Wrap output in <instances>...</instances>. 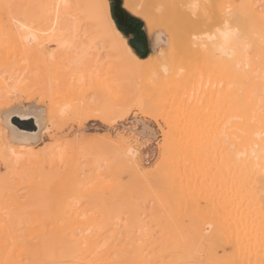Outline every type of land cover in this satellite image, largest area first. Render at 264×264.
<instances>
[{
    "label": "bare ground",
    "instance_id": "obj_1",
    "mask_svg": "<svg viewBox=\"0 0 264 264\" xmlns=\"http://www.w3.org/2000/svg\"><path fill=\"white\" fill-rule=\"evenodd\" d=\"M155 1L124 0L123 8L142 18L148 33L160 28L166 34L169 51L165 57L171 73L163 87L171 93L173 89L188 85L195 94L193 99L199 104L203 101L196 96L208 94L211 95L208 107L215 105L213 107L221 110L220 120H216L219 118L216 115L215 120L206 116L207 119L202 121L199 118L190 120L195 124L188 125L187 122L186 126L175 124L174 120L169 129H173L170 135L174 134L171 147L165 152L173 159L174 166L161 180L165 184V193L154 205L159 215L152 218L153 213H150V222H154L159 233L154 232L137 213L136 198L127 197L131 192L103 188L101 174L95 173L93 166L87 168L85 178L81 179V176L79 179L78 165L64 160V152L55 153L53 144L48 146L46 156L45 151L41 156L40 152L32 150L16 152L6 132L0 130L3 132L0 134V264H264V9L259 11L256 6L252 7L249 0L232 9L222 0H206L200 4V0H196L197 3L178 0L164 9L160 7L163 9L160 10ZM81 6L84 9L81 10ZM3 15L6 18L0 17V68L5 67L3 59L12 50L24 58L33 55L32 58L38 61L45 56L46 59L58 58L56 64L60 66L51 67L54 73L51 74L52 83L72 96L70 101L66 98L68 102L59 108L56 103V110H53L54 103L48 102L46 117L39 118V127L40 124L45 127L44 132H39L41 140L53 125L56 124L55 129L58 124L61 127V122L65 126V120L70 119L77 127L89 119L112 123L120 117L117 114L121 108L122 111L125 109L127 100L131 105L132 96L129 99L123 96L127 99L123 102L113 96L123 82L122 75L116 73L115 63L104 66L103 63L95 64L96 60L81 70L78 58L73 56L78 47L83 46L82 42L74 41L80 24L70 21L90 19L93 25L90 24L89 29L102 31L99 34L101 49L114 47L112 49L123 50L134 69L149 72L154 65L151 59L139 64V58L116 28L107 0H81V3L24 0L22 8L14 12L4 10ZM115 18L120 25L123 14L119 9ZM40 19L47 26L33 30L30 24ZM198 23L205 26L204 31L201 30L202 36L197 33L200 30L196 32L203 38H197L192 32ZM49 44H55L57 51L49 50ZM86 47L89 49L88 45ZM105 56L109 58L110 53L106 52ZM186 56L196 57L194 59H198L202 67L205 60L221 65L225 69V73L222 71L224 80L218 76L215 79L219 82L213 80L208 90L205 86L210 83L211 73L207 78L202 74L206 73L205 70L209 72L210 66L201 67L202 72L197 63L196 69L202 72H197V77L201 75L205 80L209 79V83L202 82L205 80L201 76L199 79L194 77V68H190L192 64L189 63L194 59L190 62L188 59L193 57H188L187 62ZM219 70L214 71L218 73ZM212 75L215 77L216 74ZM1 76L0 88L4 91L0 93V110L8 112L24 94L20 89L23 77L16 82L14 79L15 83L8 88ZM41 87L49 93L46 86ZM164 92L165 99L169 93L166 89ZM141 95L136 96V102L141 101ZM208 95L202 100L207 101ZM133 100L135 102V96ZM211 101L215 103L212 106ZM203 103L207 102L204 100ZM188 116L190 118V113ZM8 117H4L6 122ZM10 129L17 133L15 127L10 126ZM18 135V139L28 141L27 135ZM58 141L55 140L54 144ZM3 150H8L5 157ZM123 157L132 160L134 151L127 148ZM44 163L48 170L44 169ZM211 171L219 172L218 180L211 178L215 174ZM88 182L93 184L87 186Z\"/></svg>",
    "mask_w": 264,
    "mask_h": 264
},
{
    "label": "rangeland",
    "instance_id": "obj_2",
    "mask_svg": "<svg viewBox=\"0 0 264 264\" xmlns=\"http://www.w3.org/2000/svg\"><path fill=\"white\" fill-rule=\"evenodd\" d=\"M71 1L72 2L73 1L74 2L80 1V3H81V0H71ZM163 1L164 0H161V2L159 0L155 1L156 6H158V8L160 10L162 8L164 9L167 5H169L171 3H177L178 0H174V1L173 0H165L164 1L165 4ZM179 1L183 3V0L182 1L179 0ZM187 1H189V0H187ZM245 1L246 0H222V2L225 5H227L230 9L239 6L240 4H242ZM107 2H108L109 14H110L112 20L114 21L116 28H118V30L122 33L123 37L126 40V43L130 47L132 52L139 58V60H140L139 64L145 63V61L147 62L150 59L154 61V65L149 71L150 73L147 71V69L145 71L141 70L140 68L134 69L131 59L127 57L126 53L123 50H120L118 48L112 49L114 47H112L111 49L110 48L109 49H105V48L101 49L102 38L100 39L99 34H101L102 31L100 30L98 32H95L93 29L90 30L89 25L91 24V26H92L93 22L88 18H82V19H80V21H78V20L70 21V22H75L74 24L79 22L80 30L77 29V30H79V32L78 31L75 32V36L76 35L77 36L75 37L74 41L76 43L82 42L81 44L83 45V46L78 47V49L75 51L76 54L75 55L73 54V56L78 58V63L81 66V70L83 68L89 66L91 63H93L96 60H97V62L96 63L94 62L95 64L103 63L104 66H110L111 62L115 63L116 64V69H115L116 73L119 74L120 77L122 75V78H120V79H123V80H121L123 82H120V84L117 86V89L118 88L119 89L118 90L115 89L116 91L113 92V94H114L113 96L120 98V100H122V102L129 99L130 96H132V98L134 99V96H135V102L131 98L130 99L131 105H129V103H127V102H129V100H127L126 105L123 104V105H125V109L122 111V108H121V110L119 111L120 113L117 114L120 117L114 115L118 118H115L114 121L112 120L113 121V122L111 121L112 123H110L109 121H99V120H95V119H89L81 127H77V125L75 123H72V121L69 119L71 122L69 120H65V121H68L67 124L65 121H63L64 122L63 124H65V126L62 125V122H61L60 123L61 127L58 126L59 125L58 124L57 129H55L56 124H55V127L53 125V127H51V129L47 130L49 133H46L43 136V139L41 140L39 137L40 136L39 132L40 131L44 132L45 127L43 124L42 125L40 124L41 127H39V118L46 117L47 112H48V107H47L48 102L49 101L53 102L54 106L57 103V107L59 108V106L61 104L70 101L72 99V96L66 94L64 89L58 88L54 83H52L54 81V80H52L53 77L51 78V76H52L51 74H54L52 71L57 66H60L59 64H56L58 58H54V59L47 58L46 59V56H45V58L42 57L43 60L39 59V61H38L35 58H32L33 55H31V58H30V55H29V57L24 58L23 55L19 56L20 55L19 52H15L14 50H12L15 53H12V51H10L11 53L9 52L10 54L5 56L7 58L4 57L6 60L3 59V61L5 63V67L0 68V76L4 73L1 77H2V80L5 82V84L7 83L6 86L8 88L11 87L13 85V83L16 82V80L21 79L23 77V81L21 82L20 89H21L22 93H24V94H21L19 96L18 99L20 102H18L16 105H14V107L11 110H9L8 112H3L2 110H0V128H1L0 130L3 132H6V137L12 145V149H14L16 152H27V151L32 150L33 152H40L41 154L39 153V155L41 156V155H43V153L45 151V156H46V154L48 153V150H49L48 146L53 144V146L55 147L54 148L55 153H58L61 151L64 152V155L62 156L64 158V160H70V163L75 162L78 165L79 168H77V170L79 171L78 172L79 179L81 178V176H82L81 179L85 178L84 175L86 176V172L88 173L87 168H89L90 166L91 167L93 166L94 172L101 174V184H102L101 186H103V188L104 187L105 188H119V189L121 188V191L126 189L123 192H126V193L131 192V195L128 194L127 197L136 198L135 201L138 203L137 209H136L137 213H139L141 218H143V220L147 224L150 225L151 229L155 230L154 232L159 233V231H157V229H155L156 226L154 225V222L153 223L150 222V213L151 212L153 213L152 218L155 215H159V211L158 212L156 211L157 209L155 208L154 205H156V201L159 198V196H161L165 193V190L163 189L165 184H164V182H161V180L165 176V174H167L169 172V170L171 168H173V166H174V164H172L173 159L170 157V155H168V153L165 152L166 148L171 147L170 143L173 139V134H174L173 133L172 135H170L173 132L172 131L173 129L172 130H169V129H171L173 127L175 122H176L175 124L180 123V125H181V123H182V125H185L188 122L187 124L190 125L191 123L195 124L194 123L195 119L198 120V118H199V120H201V121L207 119L206 116L210 120L211 119L215 120L217 117L215 118L214 115H216L219 117L216 120H220L221 110L219 109V107H213V106H215V105H213L215 103L212 101H211V106L213 105L212 106L213 108L208 107L210 105L209 103H210V97H211V95H208V94H207L208 95L207 101H206V99L202 100L203 97L205 98L207 96L206 94H205V96L201 97V93H199L198 95H200V96H196L197 98L198 97L201 98V99H199V101L204 102V100H205V102H207L205 104L202 102V104H204V105L199 104L197 99H195V98H194L195 100L193 99V95L195 96V94L192 91L193 89L190 90L187 87L188 85H186L184 87L183 86L178 87L179 88L178 91H176L178 89L176 86L177 89H173L171 91L172 94L169 93L170 91L168 90V88L163 87V84L168 83L167 78L169 77V74L171 73V71H170L171 67H170V65H169V63L165 57L166 52L169 51L168 38H167L166 34L160 28H156L153 30L152 33H148V29H147V26H146V23L144 22V20L138 16H135L130 11L123 8L124 0H107ZM189 2L197 3L196 0H191ZM199 2L206 3L207 1L206 0H200V1H198V3ZM248 2L250 5H253L252 7L255 8V6H256V9H258V10L260 9L262 11L264 9V0H249ZM182 3L180 5H182ZM0 4H1L0 5V17L5 19L6 17L3 15L4 10L14 12L17 9L22 8V6L24 4V0H0ZM100 5H101V2H100ZM178 5H179V3H178ZM160 7H162V8H160ZM80 8H81V10L84 9L83 6H81ZM115 8L120 9L124 13V17H123V20H122L120 25L118 24L117 19L114 17V9ZM84 14H85L84 12H81V15L83 17H85ZM36 22L37 21L32 22L33 24L32 23L30 24L33 30H41L47 26V23L42 19H40L37 23ZM199 24L200 23L196 24V26H194L192 29V32L195 36L197 35V33H198V35H201L202 32L204 31L203 28L205 26L202 27ZM202 29H203V31L201 32ZM249 29H251V27H249ZM95 30H97V29H95ZM199 30L201 33L197 32ZM81 31L83 32V35L81 34L82 33ZM84 33H85V35H84ZM198 35L196 36L197 38H199V37L203 38V37H201L202 35L199 37H198ZM91 37L92 38L95 37V39H94V41L92 40V42H89V40L92 39ZM96 37H99V38H96ZM79 38H80V42H79ZM141 39L143 42L141 41ZM134 42H138L139 44L143 43L144 44V50L142 52L137 51V49L134 45ZM86 45L89 46V49H87L88 47H86ZM250 45H251V42L249 43V47H250ZM94 48H96L98 51H94ZM48 49L49 50L52 49L51 51H53V52L57 51L55 44H49ZM106 52L110 53L109 58H107L105 56ZM12 54H14V55H12ZM188 57L189 58L193 57L192 59H188L190 62L194 58H196L197 56L196 57L186 56V58H185L186 61H187ZM198 59H194L193 63H189L192 65L191 66L188 65V66H190L191 69L194 68L193 69L194 71L191 70V72L192 71L194 72L193 75L196 73V75H194V77H197V75H199L197 72H200V73L204 72V70H202V68H205L204 65H206V67L210 66L211 69H209V67L206 68L207 70L209 69L210 71L207 72L205 70L206 73L202 74V75H204V77L207 78L209 76V74L211 73L209 76L211 80L207 79L210 81V83L207 82V80H205L206 78H203L200 75L205 80V81L202 80V82L209 83L208 86H207V84L205 86V87H207L208 90L210 89L209 88L210 84L213 82V80L216 81L215 78H218V76H219V79L223 78V80H224V76L222 75V73L223 72L225 73V69L221 65L215 64V63L207 61V60L202 61L200 59L202 61V63H205L202 67L201 62ZM35 60H36V62H35ZM43 61H45V62H43ZM40 62H41V64H39ZM197 63H198L199 67L196 66ZM216 65H218L217 68L215 67ZM197 67L200 68L202 70V72L198 71L196 69ZM216 69L217 70L220 69L218 71V73H215V71L217 72ZM33 71H36L37 73L39 72L38 75H37V73H35ZM136 72L137 73L140 72V73H138L139 75ZM148 73H149V75H148ZM5 74H7V75H5ZM212 74H216L215 77ZM35 75H37L38 77ZM125 75H126V77H127V75H129L127 77V79L132 81L131 82L132 84H130V81L126 80V82L128 83L127 84L128 87H126V85H125V83H126L124 80V78H126ZM136 75H138V80H137ZM39 76H41V78H39ZM67 76H69V74ZM142 76H144L145 79ZM200 76H198V77L201 78ZM14 77H16V78H14ZM19 77H21V78H19ZM43 77H45L46 79H44ZM36 78H38V79H36ZM14 79H15V82H13ZM47 79H49V80H47ZM141 79H142V82L139 83ZM48 81H50V82H48ZM216 82L218 83L219 81L217 80ZM48 83H51L52 85H50ZM34 84H36V85H34ZM123 85H125V87ZM130 85H132L131 86L132 88L130 87ZM141 85H142V87H141ZM41 86H44V87L46 86V90L49 93H46V91H44V88H42ZM48 86H49V89H48ZM55 86L57 88H55ZM144 86H146V88ZM129 87H130V89H128ZM136 87H138V88H136ZM147 87H148V89H147ZM172 87H174V86H172ZM149 88H150V90H149ZM153 88L156 89V92L154 91ZM158 88H159V91H157ZM187 88L189 91H187ZM33 89H35L36 91ZM120 89H121V91H120ZM143 89H145V90L143 91ZM165 89H166V93H169L166 96L167 98H169L168 100H167V98H165V99L163 98L164 97L163 95H165L164 94ZM28 90H30L31 92ZM160 90H161V92H160ZM0 91H1L0 93H2L4 91V88H0ZM185 91L188 94L187 96H185L186 95ZM153 92H154V94H152ZM133 93L136 95L133 96ZM141 94H143L144 97H142ZM140 95H141V98H140L141 101L138 99V101L136 102V99H137L136 96L139 97ZM150 95H152V96H150ZM154 95L157 97L156 102H154V99L156 98ZM175 95L177 96L176 99L174 97ZM61 96H63V97H61ZM123 96H125L127 99H125ZM171 97L174 99L173 101H172ZM188 97L192 98L193 100L188 99ZM28 98H30V100H28ZM58 98H61V99H58ZM66 98L67 99L70 98V99H68V101H66ZM149 98H151L152 100L148 101ZM162 98H163V102L161 103ZM63 99H65V100H63ZM164 100L166 101V103H164L165 102ZM189 100L192 102H190ZM142 102L146 105L143 106ZM133 103H135V104H133ZM149 103H151L152 105H150ZM158 104L160 106H158ZM182 104L183 105L185 104V105L183 106ZM147 106H149V108H147ZM150 106H151L152 110H151ZM194 106L196 107V109L199 110L198 112H196V109ZM55 107H53V110L58 109L57 107L56 108ZM153 107H154V109H153ZM192 107H194V108H192ZM201 107H203V108L199 109ZM205 107H208L209 110H206ZM178 108H179V110H178ZM189 109H191L190 112H189ZM203 109H204V111H208V112H204ZM209 111L210 112L212 111V112L210 113ZM184 112H186V113L184 114ZM199 112L202 114H200ZM26 113L31 114V115H24ZM189 113H190V118H192V119L189 118V116H188ZM145 114H147V115H145ZM5 116L6 117L9 116L7 119V122L4 120ZM192 116H194V119ZM22 117L30 119L32 121V123L37 122L36 125L38 126V130L36 131L35 134H33L31 131V121L30 122H25V121L19 122V124H21V126L23 128H17L16 134L11 131V129H10L11 125L9 124V122L11 120H14L15 118H22ZM110 118H112V116H110ZM183 119H184V121H183ZM174 120H175V122H174ZM178 120H180V121H178ZM190 120H194V121L190 122ZM165 121L168 123H166ZM1 131H0V134H3V132H1ZM18 134L27 135L26 139L28 141L24 142V141L18 139L20 136ZM57 139L59 140L58 143L54 144V141ZM58 145H59V147H58ZM164 147H165V149H164ZM127 148L132 149L134 151V157L132 160H129V159H126L123 157V152ZM83 150H85V151H83ZM7 152H8V150H3V156L4 157L7 156ZM85 152H87V153H85ZM163 152H165V153H163ZM84 154L85 155L87 154L86 157H84L85 156ZM42 157H44V156H42ZM44 166H45L44 167L45 170L49 169L46 163H44ZM61 168L63 169V167H60V170H62ZM211 173H215V172L211 171ZM217 173H219V172L216 171V173L214 175L212 174L211 178L214 177L213 179L216 178V180H218L219 177L217 176ZM92 184H93L92 182L86 183L87 186H91ZM153 198L154 199L156 198V199L154 200ZM81 208L82 207H80V209Z\"/></svg>",
    "mask_w": 264,
    "mask_h": 264
},
{
    "label": "water",
    "instance_id": "obj_3",
    "mask_svg": "<svg viewBox=\"0 0 264 264\" xmlns=\"http://www.w3.org/2000/svg\"><path fill=\"white\" fill-rule=\"evenodd\" d=\"M117 9L118 8H115L114 9V17H116V11H117ZM120 10V9H119ZM121 11V10H120ZM122 12V11H121ZM122 14H123V17H124V13L122 12ZM123 20V19H122ZM118 22V21H117ZM141 41H142V39H141ZM143 42V41H142ZM134 45H135V47H136V49H137V51H139V52H142L143 50H144V44L143 43H138V42H134ZM18 119V120H17ZM30 122L31 120L30 119H28V118H25V117H22V118H15L14 120H11L10 122H9V124L11 125V126H13V127H15L16 129L17 128H23L22 126H21V124H19V122ZM17 122V123H16ZM38 130V126L36 125V123H32V121H31V131H32V133L33 134H35L36 133V131Z\"/></svg>",
    "mask_w": 264,
    "mask_h": 264
}]
</instances>
